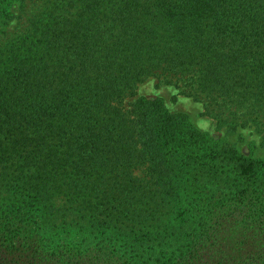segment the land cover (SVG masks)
<instances>
[{
  "label": "trees",
  "instance_id": "obj_1",
  "mask_svg": "<svg viewBox=\"0 0 264 264\" xmlns=\"http://www.w3.org/2000/svg\"><path fill=\"white\" fill-rule=\"evenodd\" d=\"M37 7L0 42V264H264V158L136 95L264 147V0Z\"/></svg>",
  "mask_w": 264,
  "mask_h": 264
},
{
  "label": "rangeland",
  "instance_id": "obj_2",
  "mask_svg": "<svg viewBox=\"0 0 264 264\" xmlns=\"http://www.w3.org/2000/svg\"><path fill=\"white\" fill-rule=\"evenodd\" d=\"M41 0H24L22 8L13 3L12 18L0 33V42L12 34L21 30L25 24V19L35 13ZM176 89L171 85L157 84L155 78H147L139 83L136 90L137 96L160 99L167 111L184 114L195 128L205 132L214 140L228 142L244 155L264 158V147L260 145V135L252 128H243L236 131H228L225 128L217 127L214 119L202 113L201 103L191 97L176 93ZM129 99L128 101H131ZM127 101V100H126ZM134 174L142 176L140 169L134 170ZM60 203H56L59 207Z\"/></svg>",
  "mask_w": 264,
  "mask_h": 264
}]
</instances>
